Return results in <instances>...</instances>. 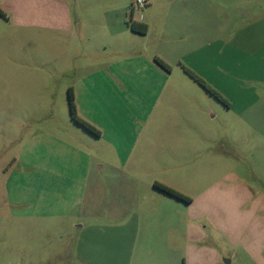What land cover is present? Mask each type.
<instances>
[{
  "label": "rangeland",
  "instance_id": "obj_1",
  "mask_svg": "<svg viewBox=\"0 0 264 264\" xmlns=\"http://www.w3.org/2000/svg\"><path fill=\"white\" fill-rule=\"evenodd\" d=\"M149 10L145 7L135 12L134 18L166 20L167 13L159 11L152 17ZM220 13L216 8L208 13L202 42L195 44L191 34L192 39H185L186 47L170 57L173 74L169 85L153 96L147 94L150 98L124 89L110 91L98 82L87 85L93 75L74 71L85 59L78 50V29L64 34L48 31L39 40L35 30L24 37L22 30L11 28L7 34L8 28L0 26V69L16 74L0 76V264H167L158 254L150 251L144 255L134 249L144 223L145 232L154 237L152 222L119 215L136 211L142 199L135 194L146 193L147 187L118 183L109 175L106 188L87 182L88 166L106 159L100 156L108 147L102 135L109 131L106 119L125 117L124 103L137 106L150 99L157 103L155 118L150 117L143 130L138 125L132 129L135 147L149 152L146 165H161L168 134L189 136L181 141H185V149L190 148L191 166L186 174L191 182L185 179L180 186L190 198L210 190L222 170L225 172V165L208 168L210 172L200 166L207 151L216 150L238 162L235 170L256 198L264 196V1L246 7L241 3L239 21L233 28L220 26ZM71 14L77 19V12ZM117 16L112 12L106 18V12L98 9L87 18L102 26ZM100 33L104 43L113 41L106 29ZM232 33L237 37L232 38ZM128 35L136 38L130 44L134 50L144 52V58L151 56L152 51L143 47L145 37ZM156 35L154 27L151 36ZM95 48L92 55L96 61L115 53H98ZM186 70L204 80L226 102L217 100ZM83 79L76 103L81 118L102 133L100 137L82 130L71 119L68 90L77 88ZM214 130L220 138L218 145L209 143ZM44 147L48 155L41 159L35 150ZM155 152L160 154L154 156ZM179 159L175 157V166ZM42 166L47 169L42 170ZM5 168L7 172L2 171ZM143 174V180L150 175ZM182 175L176 171L172 178L176 184ZM105 194L110 196L104 198Z\"/></svg>",
  "mask_w": 264,
  "mask_h": 264
},
{
  "label": "crops",
  "instance_id": "obj_2",
  "mask_svg": "<svg viewBox=\"0 0 264 264\" xmlns=\"http://www.w3.org/2000/svg\"><path fill=\"white\" fill-rule=\"evenodd\" d=\"M132 1L0 0V10L4 13V16L0 15V26L8 28L7 34H10L11 28L22 30L20 32L24 37H28V33L35 30V33L40 35L39 40L44 39L48 31L64 34L78 29V35L81 36L78 50L83 52L82 56L85 59L75 65L74 71L78 74L93 75L86 82L87 85L98 82L110 91L124 89L150 98L147 94L152 93L153 96L161 87L168 86L173 74V70L166 71L156 59L169 65L170 57H175L179 49L186 47L185 39H192L191 34L195 44L202 42V38L206 37L202 26L205 27L209 12L216 8L221 12L220 26L233 28L239 21L241 3L246 7L247 4L253 5L256 1L260 5L264 0H148L147 8L150 9L148 15L152 14L154 17L159 11L162 14L167 13L168 20L166 18L157 22L153 19L145 22L136 19L131 10L129 15L128 10L131 9L129 4L131 6ZM98 9L106 12V18L110 13L115 12L118 15L117 19L102 22V26L97 25V21L88 19L87 16ZM72 12L78 13L77 19H72ZM131 15L134 22L147 25L146 34H137L130 29L127 17ZM154 27L158 29V35L152 37L151 31ZM102 29L108 31L113 41L104 43L100 33ZM129 33L146 38L143 47H147L149 52L152 51L151 56L144 58V52L134 50L136 47L130 44L135 42L136 38L128 35ZM233 36L237 37V34L232 33L231 37ZM95 47H98V53L102 50L115 53L111 57L105 56L96 61L92 55ZM119 49L126 51L121 53ZM230 52L232 53L231 50ZM5 74L16 75L14 70L0 69V76ZM6 79L10 81V78ZM84 81V79L80 80L77 88L72 89L80 117L82 113L76 102L79 85H84ZM174 87L173 85V91H177L175 89L177 87ZM123 112L125 115L123 118L106 119L109 131H105V135L101 134L108 147L100 153V156L106 159L88 166L90 173L87 182L93 187L102 185L106 188L108 184L105 179L110 176L118 183L130 182L138 188L142 185L147 187L146 193L140 191L135 194L137 199H142L138 202L140 205L136 211L119 214L123 219L134 217L139 221L152 222L154 237L151 238L145 232L147 229L144 223L142 236L137 235L136 238L134 246L136 252L140 249L146 255L151 251L153 254H158L156 256L167 264L177 262L227 264V261L229 264H264V196L255 197L241 174L235 170L239 165L238 162L218 150L207 151V157L200 165L204 171L210 172L208 168L218 169L224 165L226 169L225 172L222 170V174L218 176L210 190L192 199L180 186L184 185L185 179L186 183L191 182V177L186 174L191 166L187 154L190 148L185 149V141H181V139H189V136L186 133L168 134L164 138V143L168 147L164 151L160 150L163 154L160 157L161 165H146L145 158L149 152L144 148L135 147L136 136L132 133V129L138 125L143 130L148 119L155 118L157 103L155 105L154 99L142 100L137 106L124 103ZM181 134L182 138H179ZM210 139L209 143L218 145L220 138L215 130ZM35 152L39 153L41 159L48 155L45 147ZM159 154L155 152L154 156ZM176 156L180 158L178 166L174 165ZM110 157L115 158L117 163L113 164ZM45 169L47 168L42 166V170ZM177 170L183 172L178 184L172 179ZM2 171L7 172L8 168ZM142 173L150 175L143 180ZM156 183L177 190L191 201L186 203L165 194L155 187ZM211 190L214 192L211 193ZM109 196L105 194L104 198ZM149 201H152L153 205L150 209L147 208Z\"/></svg>",
  "mask_w": 264,
  "mask_h": 264
},
{
  "label": "trees",
  "instance_id": "obj_3",
  "mask_svg": "<svg viewBox=\"0 0 264 264\" xmlns=\"http://www.w3.org/2000/svg\"><path fill=\"white\" fill-rule=\"evenodd\" d=\"M0 15L4 16V13L1 10H0ZM128 24H129L130 29L137 34H146V32H147V25L134 22L132 15L130 16ZM156 62L166 71H170V66L167 65L166 63H164V61L157 58ZM186 71L190 74V76L197 83H199L204 89H206L217 100L222 101L223 103L226 102L225 99L219 93H217L211 87H209L204 80H202L198 76L194 75L189 70H186ZM68 98H69V108H70V114H71L72 120L76 124H78L79 126L83 127L86 131H88V132H90L96 136H100L101 133L93 125L89 124L88 122L83 120L78 115L76 105H75L74 93H73V90L71 88L68 90ZM155 187L157 189H159L160 191L164 192L165 194H167V195H169V196H171L177 200H180V201H183L186 203H189L191 201V199L189 197L185 196L184 194L178 192L177 190H175L173 188L167 187V186L159 184V183H156Z\"/></svg>",
  "mask_w": 264,
  "mask_h": 264
},
{
  "label": "built area",
  "instance_id": "obj_4",
  "mask_svg": "<svg viewBox=\"0 0 264 264\" xmlns=\"http://www.w3.org/2000/svg\"><path fill=\"white\" fill-rule=\"evenodd\" d=\"M148 0H133L131 4V11L134 14L135 12L141 11L148 6Z\"/></svg>",
  "mask_w": 264,
  "mask_h": 264
},
{
  "label": "water",
  "instance_id": "obj_5",
  "mask_svg": "<svg viewBox=\"0 0 264 264\" xmlns=\"http://www.w3.org/2000/svg\"><path fill=\"white\" fill-rule=\"evenodd\" d=\"M227 264H229V261H227Z\"/></svg>",
  "mask_w": 264,
  "mask_h": 264
}]
</instances>
